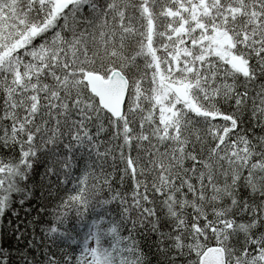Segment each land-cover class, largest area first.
<instances>
[{"label": "snow or ice", "instance_id": "obj_1", "mask_svg": "<svg viewBox=\"0 0 264 264\" xmlns=\"http://www.w3.org/2000/svg\"><path fill=\"white\" fill-rule=\"evenodd\" d=\"M0 264H264V0H0Z\"/></svg>", "mask_w": 264, "mask_h": 264}]
</instances>
